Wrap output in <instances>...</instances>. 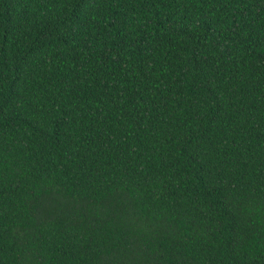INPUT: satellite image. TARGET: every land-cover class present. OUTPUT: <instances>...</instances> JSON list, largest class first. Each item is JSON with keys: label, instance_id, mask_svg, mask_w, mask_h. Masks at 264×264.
<instances>
[{"label": "trees", "instance_id": "1", "mask_svg": "<svg viewBox=\"0 0 264 264\" xmlns=\"http://www.w3.org/2000/svg\"><path fill=\"white\" fill-rule=\"evenodd\" d=\"M0 264H264V0H0Z\"/></svg>", "mask_w": 264, "mask_h": 264}]
</instances>
